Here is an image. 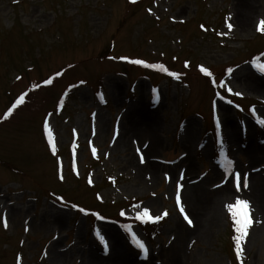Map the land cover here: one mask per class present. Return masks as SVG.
I'll use <instances>...</instances> for the list:
<instances>
[{
    "label": "rangeland",
    "instance_id": "rangeland-1",
    "mask_svg": "<svg viewBox=\"0 0 264 264\" xmlns=\"http://www.w3.org/2000/svg\"><path fill=\"white\" fill-rule=\"evenodd\" d=\"M246 1L0 0V264H264V0L242 25ZM190 186L228 190L200 233Z\"/></svg>",
    "mask_w": 264,
    "mask_h": 264
},
{
    "label": "bare ground",
    "instance_id": "bare-ground-1",
    "mask_svg": "<svg viewBox=\"0 0 264 264\" xmlns=\"http://www.w3.org/2000/svg\"><path fill=\"white\" fill-rule=\"evenodd\" d=\"M246 1V0H245ZM260 0H247L245 3H242L240 5V10L238 11L239 22H241L242 25H247L250 16L253 14L261 13L260 9L257 5V3ZM155 126L151 127L150 133L153 136L155 133ZM193 128L191 125H189L188 129L186 130V135L183 140V144L186 147H189V145L193 142ZM155 139V138H154ZM153 145L157 142V140H152ZM123 144V143H122ZM264 160L263 156H258L255 159ZM149 171L154 176V174L158 171V168L156 165L149 166ZM256 186H259L263 191L258 192V187L256 188V192L253 196V205L255 206V217L257 220H260L261 217L264 216V178H260L257 180ZM188 199H189V205L191 206L192 213H195L197 218V226L195 229V233H200L202 230L206 229L208 226H210L217 215L218 207H219V199L221 196L227 195L228 190L224 189L220 193L216 194H209L205 195L202 193H199L197 188L195 186L188 187ZM262 192V193H261ZM191 197H195L193 200H191Z\"/></svg>",
    "mask_w": 264,
    "mask_h": 264
},
{
    "label": "snow or ice",
    "instance_id": "snow-or-ice-1",
    "mask_svg": "<svg viewBox=\"0 0 264 264\" xmlns=\"http://www.w3.org/2000/svg\"><path fill=\"white\" fill-rule=\"evenodd\" d=\"M133 2H134V0H133ZM228 28L231 29L232 28V25L231 24H228ZM257 30L264 31V20H261L259 22V25L257 26ZM134 63H136V64H143L144 62L141 61V60H136V61H134ZM200 70H201V72H204L205 74H207L209 76L211 75V73L208 72V70L206 68H204V67H201ZM165 71H166V69H165ZM229 71H231V69H229ZM169 74L170 75H173V76L176 75L175 73H169ZM229 91H231V90L229 89ZM236 95H240V93H236ZM21 99H23V97H21ZM17 103H19V101H17ZM228 103H232V101L229 100ZM11 111H12V109H9V113H11ZM253 115H255V110L254 109H253ZM258 123H260L262 126H264V119L258 120ZM45 129L48 132L49 144H50V146H52L53 150H55V144L53 142V137L51 135V131L47 128V125H45ZM92 153H93V155L96 154V149L95 148H92ZM235 180H236V186L239 189V187H240V180H241V177H240L239 174L236 175ZM89 182L91 183V181H89ZM244 186L245 187L247 186V178L246 177L244 178ZM177 205L178 206L180 205V196H179V194H177ZM73 207H76V206L73 205ZM227 207L230 210H232L234 208H237V207H243L245 210H247V208H248V202L245 201V200L237 199L235 201V204H229V205H227ZM81 211H84V210L81 209ZM180 212L182 214H184L183 207H180ZM164 215L166 216L167 215V212H164ZM232 215H233L234 223L236 225V232L239 233L241 236L246 235V229H247V226H248V224L250 222L249 221L248 214H247V211H245L244 217H243L242 220L241 219H236V213L235 212H233ZM145 218L147 220H157V221L159 219H161L160 216L153 217L152 215H150L148 208H144L143 213H138L137 214V219L144 220ZM184 219L186 221H188L189 224H191V220L189 219V217L186 214H184ZM6 226H7V224L5 222V227ZM97 235L103 241V237L99 233ZM133 238L135 239V235H133ZM137 244H138V246L141 249H144V245H143L142 242H140L139 240H137ZM236 245H237V249H238L237 255H239L240 254V252H239V249H240V238L239 237L237 238Z\"/></svg>",
    "mask_w": 264,
    "mask_h": 264
},
{
    "label": "trees",
    "instance_id": "trees-1",
    "mask_svg": "<svg viewBox=\"0 0 264 264\" xmlns=\"http://www.w3.org/2000/svg\"><path fill=\"white\" fill-rule=\"evenodd\" d=\"M235 264H240L239 262H237V260L235 261Z\"/></svg>",
    "mask_w": 264,
    "mask_h": 264
}]
</instances>
